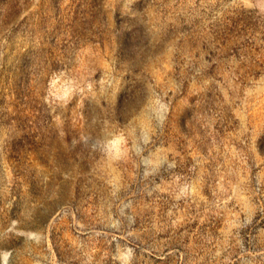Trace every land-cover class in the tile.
I'll list each match as a JSON object with an SVG mask.
<instances>
[{"label": "rangeland", "instance_id": "rangeland-1", "mask_svg": "<svg viewBox=\"0 0 264 264\" xmlns=\"http://www.w3.org/2000/svg\"><path fill=\"white\" fill-rule=\"evenodd\" d=\"M0 264H264V0H0Z\"/></svg>", "mask_w": 264, "mask_h": 264}]
</instances>
